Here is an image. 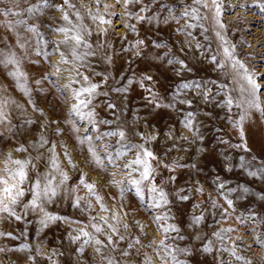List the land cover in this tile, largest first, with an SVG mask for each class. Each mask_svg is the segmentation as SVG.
<instances>
[{"label": "rangeland", "instance_id": "obj_1", "mask_svg": "<svg viewBox=\"0 0 264 264\" xmlns=\"http://www.w3.org/2000/svg\"><path fill=\"white\" fill-rule=\"evenodd\" d=\"M121 1L100 0L97 6L95 0H71L75 8L68 9L63 0H48L52 7L31 15L27 9L41 3V0H3L0 3V10L11 7L21 13L19 16H0V51L16 53L31 89L30 97L24 95L8 75L12 66L5 68L0 65V97L15 101L6 109L11 124L0 125V133H3L0 135V165L3 164L0 169L4 168L9 152H12L13 159L35 157L37 151L30 145L41 134L45 136L49 144L39 151L46 159L48 147L56 144L61 167L69 178L53 201L45 205L46 211L79 222L56 220L48 222L45 227L40 223L38 211L24 209L23 204L31 199L26 193L15 207L20 220L0 214V264H106L104 257L113 259L115 264H144L146 257L151 258L152 264H163L160 257L164 253L161 251L158 256L156 249L165 237L153 218L164 212L172 217L169 223L179 229V232H171L166 242L174 248L188 250L185 254L177 253L185 264H264V174L258 172L264 168V116L256 110H249L243 123L244 139L241 140L240 131L233 127V122L239 119L242 110L235 104L231 111L223 106V91L238 97L239 92L234 89L243 82L238 77L234 78L230 68L221 70L211 60L213 56L217 60L223 58L221 41L215 34L220 31L229 45L235 46V56L264 85V10L257 6L264 4V0H220L223 30L215 22V8L211 4L209 8H203L193 0H143L142 4L129 5L125 9ZM104 5H108L107 10ZM59 7L69 13L74 23L80 22L73 15L78 10L83 17L82 22L91 32L86 39L92 45L88 51L94 55L86 57L80 72L87 75L92 83L101 85L93 99L96 102L90 105L94 110L95 125L81 122L74 115L70 117L69 107L73 100L67 92L62 94L58 91L68 83L70 75L75 77V73L64 71L71 69V64L58 65L59 52L54 50L65 39L57 30L71 27L62 19ZM194 7L199 8L201 17L207 18L195 20L183 16L186 8ZM141 8L145 11L141 12ZM89 10L93 14L98 12L112 23L93 22L88 15ZM137 15L145 19L138 21ZM19 19L26 24L9 30V21L14 24ZM189 24L195 27H187ZM125 25L135 26L136 31ZM29 26L35 27L36 33L26 31ZM20 44L24 47L21 48ZM59 48L69 60L72 59L65 45L60 44ZM37 51L41 54L37 55ZM44 53H48L47 57ZM170 59L173 60L171 64L168 63ZM176 60L183 61L186 67L181 68ZM53 65L62 69L63 75L60 74L59 80H56ZM45 75L49 79H43ZM145 76L152 79L144 80ZM38 80L39 84L36 83ZM182 82L199 84L200 87L177 91ZM220 85L226 86L223 91ZM73 87H80V84ZM146 88L157 94L161 107L149 102L152 94ZM205 92L208 99H205ZM180 100H190L191 107L187 103H179ZM33 105L40 111H35ZM188 112L193 113L192 130L183 124ZM29 120L35 123L29 124ZM73 123L79 127L78 133L73 130ZM115 130H123L127 143L144 144L158 158L152 161L155 168L153 178L157 186L168 193L169 204L166 207L148 208L147 203L137 197L135 189L127 184L124 165L134 159V151L118 161V168L109 167L108 171H102L90 162L87 144L81 145L77 139L85 134L91 135L103 156V145L107 144L111 146L109 150H113L119 137H103L99 141L95 137ZM142 136L149 140L146 142ZM21 145L27 149L26 152L14 151ZM241 145H246V148ZM65 148L75 167L68 164ZM166 164L172 165L173 170L166 168ZM37 166L40 172L45 171L43 161ZM252 172L256 175L249 174ZM82 174H86L88 182L96 185V192L103 197V203L111 211L119 210L123 223L129 225L127 230L121 226L115 234L105 226L104 234H96L103 242L102 254L96 252L94 243L85 244L84 238L72 239L90 217L111 215V211H101L94 198L91 200L92 209H88L83 201L84 210L73 207L77 196L88 195L83 186H78ZM34 177L35 172L30 171V178ZM56 179L60 177L57 175ZM112 181L119 182V186ZM220 183L224 188L218 187ZM121 188L124 189L123 194ZM197 188H202V194L196 191ZM185 195L188 196L186 201L180 199ZM225 199L233 201L235 210L228 209V217L221 220V211L227 208ZM213 201L217 207H213ZM201 214L204 221L199 226L193 225V216ZM136 222L143 226V231ZM221 228L234 231L224 234L221 241L213 236V232ZM86 230L92 231L91 228ZM106 235H112L113 244H108ZM136 239L140 241L138 244ZM210 239L213 249L205 252L203 249ZM233 248L242 260L231 254Z\"/></svg>", "mask_w": 264, "mask_h": 264}, {"label": "snow or ice", "instance_id": "obj_2", "mask_svg": "<svg viewBox=\"0 0 264 264\" xmlns=\"http://www.w3.org/2000/svg\"><path fill=\"white\" fill-rule=\"evenodd\" d=\"M3 0H0L2 3ZM121 0H116V3H120ZM194 4L200 5L203 8H209L210 4L215 8V22L218 27L223 30L225 25L221 22V5L220 0H193ZM97 6H99L100 0H95ZM143 0H123L124 8L127 9L129 5L134 4H142ZM63 4L67 6L68 9L75 8V5L71 3V0H63ZM53 5L49 4L48 0H41V3L37 5L30 6L27 9V12L31 15L36 12L41 11L43 8L52 7ZM83 6V5H82ZM258 7H261L264 10V4H258ZM18 7V5H17ZM105 10H107L108 5H104ZM59 10L63 13L62 19L71 27H60L57 31L62 33L65 37L64 40L60 41L55 51L59 52L60 60L59 64H71V69H64V71H69L71 73H75V77H80L81 79H76L73 76H69L68 83L62 85L58 88V91L62 94L67 92L68 95L71 96L73 103L69 109V116H76L81 122H88L90 124L95 125L94 119V110L90 108L93 99L98 94L97 90L101 87L100 84L92 83L87 75H84L80 72V68L84 66V62L86 57L90 55H94L93 52L88 51L91 49L92 45L87 42L86 37L91 35L88 27L82 22L83 17L80 12L77 10L73 13L76 17V21H80L79 23H74L67 11H64L63 7H59ZM141 12L145 11V8L140 9ZM21 13L13 11L10 7L7 10H0V16L9 17V16H19ZM88 15L91 17L93 22L99 21L100 24H111L110 20H106L103 15L98 12L93 14L91 10H89ZM130 15V14H129ZM183 16L191 17L192 19H206L207 17H201L199 8H191L185 9L183 12ZM137 20L142 21L145 19L144 16L137 15ZM26 21L19 19L13 22L9 21L8 27L9 30H12L16 26L24 25ZM131 31L135 32V26L125 25ZM187 27H195V25H187ZM207 29H205L206 31ZM26 31L31 33H36L35 27H27ZM102 32H106L105 29H102ZM71 33V35H69ZM216 36L221 41L220 47L222 49V59L217 60L216 56L211 58L212 62L217 65V67L221 70L225 68H230L234 73V78L238 77L239 81L243 83H239V88L234 89V91L238 90L239 96L233 97L229 92L223 91L225 89V85H220L221 91L224 94L223 106L227 107L229 111H231L232 106L235 104V107L240 108L242 110V114L240 115L237 121L233 122V127L237 128L240 131L241 140L244 139V131H243V123L248 117L249 110H256L260 112L261 116H264V99H261L264 96V85L258 82L256 75L249 71L246 65L240 61L235 56V46H230L226 38L221 34L220 31H217ZM138 43H143V41H138ZM63 44L68 48V54L71 56V60L67 58V55L64 51H61L59 45ZM165 45H157V47H164ZM20 47L23 48L24 45L20 44ZM83 48V51L81 49ZM41 53L37 51V55ZM45 57H47L48 53H44ZM21 61L17 58L15 52H3L0 51V65H3L5 68L12 66L8 75L13 78L16 83L18 89L24 93L26 96H31V89L28 87V76L22 71L20 67ZM169 64L173 63V60L168 61ZM175 63L179 64L181 68H185L183 61L176 60ZM58 65H53L52 67L55 69L56 80H59L62 69ZM43 79H49L48 75H45ZM144 80H151L150 76H145ZM37 84L40 81H36ZM132 81H129L131 84ZM74 84H80V87H73ZM143 87V83L141 84ZM193 87L199 88V84H189L187 82H182L177 86V91L180 89H191ZM124 89H117V91H123ZM146 91L152 94L150 103L155 102L156 107H161L160 100L157 98V94L152 91L151 88H146ZM218 95L220 92L217 93ZM205 99H208L207 93H204ZM9 103L15 104V101H10L8 98L0 97V125L11 124V120L6 111ZM29 103L32 101L29 99ZM179 103H187L189 107H191V101L180 100ZM165 107H170L171 105H164ZM17 107H20L17 105ZM109 107H114L113 105H109ZM33 109L35 111H40L33 105ZM41 115L43 112L41 111ZM193 113L188 112L186 114V119L183 121L184 127L192 130L193 121H192ZM29 124L35 123L34 121H27ZM67 122V121H66ZM102 123H108L107 121H102ZM73 130L75 132H79V127L73 123ZM11 131V128H9ZM57 134L59 135V130H57ZM3 135V133H0ZM118 136L119 140L117 141V146L114 147L113 150H109L111 146L105 144L103 145L104 155L101 156L97 150V147L93 141V137L91 135L85 134L83 137H78V142L81 145L87 144V151L89 154L90 162L94 164L95 167L99 168L102 171H108L109 167L118 168V161L126 156L128 152L134 151L135 157L134 159L128 161L124 168L127 170V184L135 189L137 197L142 202L147 203V207L150 209H160L166 207L169 204L168 193L161 187H158L153 178V173L155 172V168L152 164V161H156L158 158L156 155L144 144H129L126 142V134L123 130H115L111 132H105L103 134L97 135L95 139L97 141L102 140L103 137H114ZM146 142L149 140L148 137L142 136ZM151 139H155L152 137ZM49 144L48 139L42 134L39 136L38 140L30 145L33 149L37 151L35 157L28 156L24 159H13L12 152L7 153L6 159L4 161V168L0 169V214H7L10 217H14L16 220H20L21 217L17 215L15 211V207L19 205L22 199L25 197L26 193L30 194L31 199L23 204L24 209H31L32 211H38L41 214L40 223L47 226L48 222L62 220L66 223H79L70 221L67 217H60L56 215H52L46 211L45 205L47 203H51L53 199L58 195L61 187L68 181V175L63 171L60 163V157L56 152V144H51L48 147L47 151L49 155L45 159L44 154L40 152V149L45 148L46 145ZM246 148V145H241ZM63 147V145H62ZM16 152H26L27 149L21 145L18 148H15ZM64 156L67 159V162L72 167H75L71 157L68 155L67 150L65 148ZM43 161L45 163V171L40 172L38 169V163ZM169 170H173L172 165H164ZM30 171L35 172V177L30 178ZM260 174H264V168L258 169ZM115 175V173H112ZM133 174H136L135 176ZM250 175L255 176L256 173H249ZM57 175L60 177L59 180L56 179ZM174 179V178H173ZM112 183L116 186H119V182L112 181ZM27 185V187H25ZM78 186H83L87 190V196H77L73 201L74 208H82L81 202L83 201L88 209H92L93 205L91 200L94 198L97 205L103 212L111 211L104 203L103 197H101L96 192V185L94 183L88 182L86 180V174H82L79 181ZM219 188H224V184L220 183L218 185ZM76 191V189H73ZM124 189L121 188V194H123ZM196 191L203 192L202 188H197ZM247 191V189H244ZM182 200H187L188 196L180 197ZM225 203L227 204V208L221 211V220H226L228 217V209L235 210L233 208V201L230 199H225ZM199 207V205H196ZM213 207H217L216 202L213 201ZM125 215H127L125 213ZM154 222L157 224L160 232L164 235L165 239L161 240L159 245H157V255L159 256L162 251L164 255L160 257L163 261V264H185L184 260L178 258L177 253L185 254L187 253V249L174 248L172 245H169L166 241L171 232H179V229L174 225L169 223L172 217L167 213H158L154 218ZM239 219V218H238ZM99 220L100 222H94ZM204 221V216L197 215L193 216L192 223L195 226H199ZM137 226L141 227V231H143V226L139 225V222H136ZM105 226L111 233H118L120 227L122 226L124 230H127L129 225L123 223V217L120 215L119 210L111 211L110 216H102V217H90L89 222L84 225V227L79 228L78 234L75 237H72L73 241L80 240L84 238V243H94L96 247V252L101 253V246L103 242L97 238L96 234H104ZM91 228L92 231H88L86 229ZM234 231L232 228H221L219 231L213 232V236L217 240H223L224 234L230 233ZM2 235V234H0ZM120 239H124L123 236H120ZM183 239V237H181ZM106 240L109 245L113 244L112 235H106ZM139 239L135 240V243H139ZM259 242V241H257ZM129 247H132L130 244ZM213 249V241L208 240L205 245L203 251L211 252ZM83 252V248L80 249ZM102 254V253H101ZM127 255V252L124 253ZM231 254L236 257L237 260H242L243 258L236 255L235 249H232ZM106 264H115V261L111 258L104 257ZM144 264H152L151 258L145 259Z\"/></svg>", "mask_w": 264, "mask_h": 264}, {"label": "bare ground", "instance_id": "obj_3", "mask_svg": "<svg viewBox=\"0 0 264 264\" xmlns=\"http://www.w3.org/2000/svg\"><path fill=\"white\" fill-rule=\"evenodd\" d=\"M122 2V1H121ZM120 2V3H121ZM90 6V5H89ZM61 12V11H60ZM122 15V14H121ZM86 19V18H85ZM90 19H91V17H90ZM122 19V18H121ZM115 22V21H114ZM121 32V31H120ZM122 36H123V34H122ZM259 61H261V60H259ZM263 66V65H262ZM84 67V66H83ZM86 67V66H85ZM81 69H83V68H81ZM80 69V70H81ZM262 69V68H261ZM86 71V70H85ZM264 71V70H263ZM258 72V71H257ZM261 73H262V71H261ZM61 75H63V74H61ZM85 75V74H84ZM263 75V74H262ZM67 76H69V75H67ZM67 76H65V77H67ZM75 76V75H74ZM260 76V75H259ZM62 77V76H61ZM80 78V77H79ZM264 78V77H263ZM62 79V78H61ZM64 79V78H63ZM63 82H65V81H63ZM263 82V81H262ZM261 82V83H262ZM6 84V83H5ZM7 85V84H6ZM263 85V84H262ZM58 86H60V84L58 85ZM81 86V85H80ZM67 94V93H66ZM70 96V95H69ZM68 96V97H69ZM98 97V96H97ZM66 99H68V98H66ZM95 102H96V100H94ZM94 101H92V102H94ZM69 102H72V100L71 101H69ZM70 105V104H69ZM25 106V105H24ZM71 106V105H70ZM93 106V105H92ZM96 106V105H95ZM95 106H93V107H95ZM70 108V107H69ZM90 108H92V107H90ZM31 109V108H30ZM68 114V113H67ZM80 121V120H79ZM57 146V145H56ZM61 146V145H60ZM69 146V145H68ZM70 149V148H69ZM58 150V149H57ZM72 150V149H71ZM62 152H60V154H61ZM72 153H73V150H72ZM63 155V154H62ZM60 156V155H59ZM62 157V156H61ZM1 165H3V164H1ZM0 165V166H1ZM66 166H68V165H66ZM3 168V167H2ZM237 229V228H236ZM233 232V231H232ZM237 236V235H236ZM261 251V250H260Z\"/></svg>", "mask_w": 264, "mask_h": 264}]
</instances>
